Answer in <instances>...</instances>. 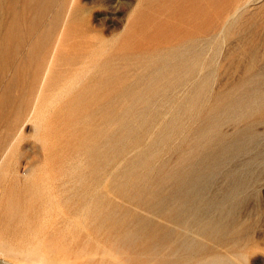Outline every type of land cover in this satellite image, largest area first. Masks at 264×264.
<instances>
[{"label": "rangeland", "instance_id": "rangeland-1", "mask_svg": "<svg viewBox=\"0 0 264 264\" xmlns=\"http://www.w3.org/2000/svg\"><path fill=\"white\" fill-rule=\"evenodd\" d=\"M193 173L222 236L169 217ZM45 233L122 264H264V0H0V237Z\"/></svg>", "mask_w": 264, "mask_h": 264}, {"label": "bare ground", "instance_id": "bare-ground-1", "mask_svg": "<svg viewBox=\"0 0 264 264\" xmlns=\"http://www.w3.org/2000/svg\"><path fill=\"white\" fill-rule=\"evenodd\" d=\"M244 4H245V2L242 4L239 3V4L235 5L233 10L230 11L228 14H226L227 15L226 19H223L221 16L223 21L225 20L222 23L223 28L228 26V23L236 15H238V13L242 10ZM221 33L223 34L222 31H221ZM58 44H59V42H57L56 46H60ZM100 54H101L100 52H97V54H94L92 57L84 60L81 63V66L68 78V81L66 82V84L64 86H62L56 92L55 96L57 98L59 96H63V95L66 96V94L70 93L74 88L78 87V85H80L86 79V77H88L91 70L95 67V65L98 62V56ZM53 55H55V50L53 51ZM52 62H53V58L51 60H49V63L46 67V70L43 74V77L41 80L42 84L40 87L41 89L44 87L46 80L48 78V75L51 71ZM187 78H188V81H187L188 83H192V82L195 83V81L197 79V74L190 73ZM41 89H40V91H41ZM36 100H37V98H36ZM58 100H59V98H58ZM53 103H54V107H55V102L51 101V105ZM47 110L43 109V108L36 109V107H35V108H33L32 113L29 117V121L34 123L35 136L37 137V139L40 143L39 144L40 145L39 150H40V153L44 155V158H46V156H47V148H48L47 147V143H48L47 136L44 133ZM15 137H16V135H15ZM19 137H20V133L17 135L16 139H20ZM7 153H8V151H7ZM7 153L5 155H3V159L7 155ZM10 154H11V150H10ZM1 160H2V158H1ZM6 171H5V173H6ZM2 172H3V169H2ZM24 172H25V175L27 176V179H29V177L35 178L39 171L37 172L34 165L32 164V165H29L25 169ZM199 174H201L200 176H202V175H204V172L200 171ZM195 176L196 175H194V173H193V175H190L189 180L187 181V184L185 185V187L176 189L174 194H172L173 195V197H172L173 203L176 206H173L169 210V217L176 219V220L183 218V217H188V218H190L189 219L190 221L195 223V225L198 227L199 231H201V232L210 231V232H214L216 234V237L222 236L227 232L226 226H227V224H229L228 218L230 216V211H227V210H224L223 208H221L220 209L221 211H219L218 213L211 212L213 206L215 207V206L219 205V202L215 199V197L209 198L206 201L203 208L199 209L198 207H195L196 203L199 204L203 200V196H204L203 189H204L205 185L207 184V182L211 180V179L210 180L208 179V181H207V178L202 179L200 177V179H199V177L195 178ZM31 179H30V181H31ZM46 223H48V222H46ZM18 226L20 227V225H18ZM6 227H7V225H6ZM39 227H37V228H39ZM18 229L19 228H17V230ZM19 230H21V229H19ZM21 231H19V232H21ZM21 234H23V233H21ZM35 234L37 235V233H35ZM2 237H0V264H112L113 261H118V262H120V264H122L121 260L114 257V255L109 257L110 260H106V258H105L106 257V254H105L106 251L105 250L99 256H97L98 255L97 250L99 248H101L102 246L99 244L97 246V249L94 250L93 249L94 247L91 249L90 246H88L87 242L83 241V240H70V241L61 240V239L59 240L57 238L46 236V233L44 234V237H41L40 235H38V237H40V239H38L37 241H32L29 238L27 240L26 239H23V240L20 239L19 241L15 242L14 240L11 241L12 239L9 240V238L6 239L5 237L4 238H2ZM33 239L35 240V238H33ZM93 244H95V243H92V245Z\"/></svg>", "mask_w": 264, "mask_h": 264}]
</instances>
